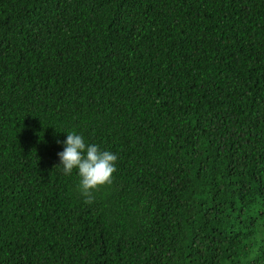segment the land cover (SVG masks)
I'll return each mask as SVG.
<instances>
[{
  "label": "trees",
  "instance_id": "1",
  "mask_svg": "<svg viewBox=\"0 0 264 264\" xmlns=\"http://www.w3.org/2000/svg\"><path fill=\"white\" fill-rule=\"evenodd\" d=\"M0 264H264V0H0Z\"/></svg>",
  "mask_w": 264,
  "mask_h": 264
},
{
  "label": "clouds",
  "instance_id": "2",
  "mask_svg": "<svg viewBox=\"0 0 264 264\" xmlns=\"http://www.w3.org/2000/svg\"><path fill=\"white\" fill-rule=\"evenodd\" d=\"M65 133L66 139L58 141L63 151L58 153L60 164L57 168L64 175L76 173V190L86 203H91L93 194L112 182L118 156L98 144L87 142L82 134L75 131Z\"/></svg>",
  "mask_w": 264,
  "mask_h": 264
}]
</instances>
